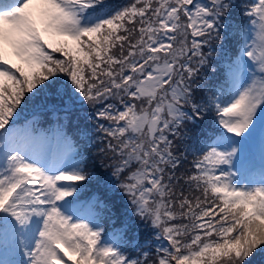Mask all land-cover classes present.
Segmentation results:
<instances>
[{
    "label": "snow or ice",
    "instance_id": "snow-or-ice-1",
    "mask_svg": "<svg viewBox=\"0 0 264 264\" xmlns=\"http://www.w3.org/2000/svg\"><path fill=\"white\" fill-rule=\"evenodd\" d=\"M238 7L0 0V264H249L264 252V0L245 3L237 22ZM217 47L227 91L205 95ZM48 89L92 110L97 154L152 230L136 255L68 199L93 174L66 135L15 125ZM209 112L216 128L201 139L189 126Z\"/></svg>",
    "mask_w": 264,
    "mask_h": 264
},
{
    "label": "trees",
    "instance_id": "trees-1",
    "mask_svg": "<svg viewBox=\"0 0 264 264\" xmlns=\"http://www.w3.org/2000/svg\"><path fill=\"white\" fill-rule=\"evenodd\" d=\"M245 0H236L238 4V8L234 10L233 15H236L239 12V8H241V3ZM109 4L112 3H119V0H107ZM121 4V3H120ZM232 22V21H230ZM207 51V49H205ZM220 53V48L217 47L215 50L214 55L211 58V65L202 71L200 76V83L201 88L203 89L205 95L207 93L206 86L212 81L211 75L219 76L221 74V71L215 69H221L220 64L218 61V56ZM63 74H61L62 76ZM64 85V81L62 82ZM47 102V100L43 101L42 103ZM63 105H67L66 103H63ZM46 106V105H43ZM55 106L57 104L55 103ZM71 112L75 114L76 111H78V108L74 106ZM83 110L86 111V121L94 122V119L92 117V110L88 107L87 104H84L82 107ZM205 114L204 117L198 118L197 122L193 125H190L191 131L194 135L200 136L202 134V130L204 128V122L207 120ZM83 121V120H82ZM96 123V122H94ZM93 157H86L84 158L86 168L89 172L96 173V180L98 183L103 184H113L117 188L116 193H105L104 196V208L106 212V221L107 226L111 227L114 231V236L120 238V242L124 246V250L132 255H136L135 249L133 248V245L135 244L132 240L135 235H137L138 241H146L150 237H152L151 231L147 230V225L144 224L137 216L133 214V210L131 206L127 203L126 197L123 196V194L120 192V189L118 187V181L111 176V167H109V161L107 159H104L103 162L101 161L100 155L97 154V150L93 152ZM96 154V155H95ZM99 159V160H98ZM92 162V163H91ZM101 176V177H100ZM108 177V178H107ZM99 179V180H98ZM92 189V188H90ZM131 224V225H130ZM150 233L149 235H146ZM145 243V242H144ZM143 243V244H144ZM264 258V253L259 254L258 252L253 255V257L250 259L249 264H264V261H262Z\"/></svg>",
    "mask_w": 264,
    "mask_h": 264
}]
</instances>
